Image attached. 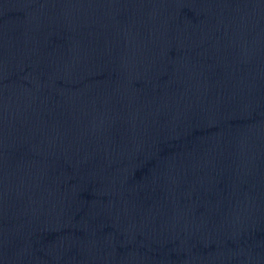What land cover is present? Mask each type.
Wrapping results in <instances>:
<instances>
[{"label":"water","instance_id":"obj_1","mask_svg":"<svg viewBox=\"0 0 264 264\" xmlns=\"http://www.w3.org/2000/svg\"><path fill=\"white\" fill-rule=\"evenodd\" d=\"M0 264H264V0H0Z\"/></svg>","mask_w":264,"mask_h":264}]
</instances>
